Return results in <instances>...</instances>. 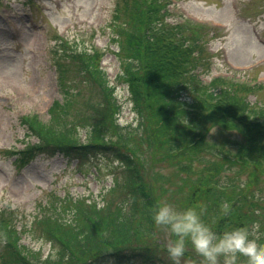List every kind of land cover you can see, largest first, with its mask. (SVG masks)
<instances>
[{
    "label": "rangeland",
    "instance_id": "1",
    "mask_svg": "<svg viewBox=\"0 0 264 264\" xmlns=\"http://www.w3.org/2000/svg\"><path fill=\"white\" fill-rule=\"evenodd\" d=\"M125 1L0 0V212L11 211L18 230L26 229L21 243L40 252L42 259L55 251L39 233L42 231L36 225L32 226L33 220L41 216L40 210H55L54 207L58 209L61 206L63 209V201L73 196L100 202L110 194L109 190L117 180L123 183L122 168L118 161L103 153L91 161L61 155L50 159L40 157L22 168L16 166L15 158H9L7 154L10 149L20 151L27 143L38 141L27 120L53 126L50 113L55 101L66 102L67 96H77V102L83 105L88 98L91 104L95 103L92 111L102 100V95L96 92L97 98L88 95L92 80L87 72L73 80L74 87L70 89H63L59 81L58 61L72 65L70 62L79 60L76 63L82 66L79 57L94 54V50L101 51L97 56L99 67L110 86L115 88L121 104L116 123L122 127L119 129L122 135L143 130V119L134 111L127 83L119 79L124 56L121 55L123 51H120L118 35L125 33ZM143 1L145 8L149 5L145 16L153 25L151 35L158 40L156 46L168 45L169 34L174 35L170 32H175L177 37H185L191 43L196 31L192 25H208L212 29H202L204 32L198 39L202 44L203 61L195 73L204 84L225 76L256 84L248 100L264 107V0ZM175 24L185 29L180 31L174 28ZM63 44L68 49H64ZM84 88L88 90H84V97L76 93L77 89L82 92ZM181 93L192 100L191 93L185 90ZM73 112L80 114L73 110L70 119L74 117ZM100 113L101 109L95 114L101 120L104 115ZM93 123L98 124L97 118ZM56 128L69 132L66 123ZM153 128L156 130V125ZM126 129H130L129 132ZM92 131V126L80 127L76 136L84 143L95 138L109 141L116 137L110 133L92 137ZM190 133L194 135L196 130ZM244 142L237 129L215 126L196 144L194 153L186 151V157L179 162H172L166 150L157 161L145 158L148 184L161 200L182 208L190 185L196 183L201 175L220 166L214 181L219 189H226L224 193L219 190L212 192L209 199H219L224 207L235 204L234 208L240 209L244 204L241 197L256 198L262 206L257 209L260 221L248 220L249 223L244 220L241 223L233 217L231 227L251 226L254 221L259 222V242L264 244V162L244 159L243 156L239 159L236 153ZM165 145L170 153V146ZM178 150L173 152L179 153ZM184 168L188 170L187 175ZM153 177L164 181L159 182ZM123 196H127L126 193ZM163 228L162 232H156V239L165 242L170 231ZM135 242L136 239H132V244ZM199 256L182 258V264H202L203 257ZM0 264H4L2 259ZM237 264H247V258L238 256Z\"/></svg>",
    "mask_w": 264,
    "mask_h": 264
},
{
    "label": "trees",
    "instance_id": "2",
    "mask_svg": "<svg viewBox=\"0 0 264 264\" xmlns=\"http://www.w3.org/2000/svg\"><path fill=\"white\" fill-rule=\"evenodd\" d=\"M123 6L125 33L118 37L124 58L119 79L127 83L134 111L143 119V130L122 135L119 130L122 127L116 123L121 104L115 88L110 86L99 67V52L95 51L84 57L79 54L82 66L76 63L79 60L70 62L72 65L58 61L59 81L63 89H70L74 87L72 81L87 72L92 80L89 91L84 88L82 93L77 89L76 93L84 97V90L93 96L96 92L102 95V100L97 101L92 111L95 103L91 104L88 98L83 105L77 102V96H67L66 102L55 101L50 113L53 126L27 120L38 141L27 143L23 150L8 151L10 157L16 156L15 163L22 167L41 155L52 157L59 154L69 159L91 161L103 153L120 163L123 183L117 180L102 202L71 197L63 201V209L62 206L54 207L55 210L41 209V216L33 220L32 226L34 224L42 231L39 233L55 251L45 259L40 252L21 243L26 229L18 230L11 211H1L0 259L4 264H173L165 247L171 233L165 242L156 239V232H162L165 226L156 225L152 219L151 209L161 198L148 184L145 158L157 161L166 150L172 162H179L186 157V151L194 153L196 144L211 128L219 126L237 129L244 138L246 143L236 153L239 159L243 156L244 159L264 162V107L248 100L256 85L221 77L204 84L195 73L203 61L202 44L198 39L204 32L202 29L209 28L192 25L196 31L191 43L170 32L174 35L169 34V44L156 46L158 40L151 35L153 25L145 16L149 5L145 8L143 0H127ZM153 6L151 3L150 7ZM183 27L175 24L174 28L182 31ZM139 30L141 35H138ZM205 34L208 36L207 32ZM181 90L191 93L192 100H188ZM100 109V114L104 115L101 120L96 115ZM73 110L80 114L73 112L74 117L70 119ZM96 118L98 124L93 123ZM63 123L68 125V133L56 128ZM153 125H156L157 132ZM85 126L93 127L92 137L107 133L116 137L109 141L95 138L84 143L76 133L78 128ZM193 129L196 130L194 135L190 133ZM126 130L129 132L130 129ZM166 143L171 148L170 153L165 149ZM220 169L217 166L190 185L182 208L197 206L202 209V218L218 232L231 227L233 217L241 223L244 220L260 221L257 209L262 206L256 198L241 197L244 204L240 209L234 208L235 204L224 207L219 199H209L216 190L225 192L226 188L219 189L214 181ZM183 171L187 175L188 170L184 168ZM124 193L127 196H123ZM215 221H219L217 225ZM132 239H136L135 244ZM194 255L200 257L188 242L183 258Z\"/></svg>",
    "mask_w": 264,
    "mask_h": 264
},
{
    "label": "clouds",
    "instance_id": "3",
    "mask_svg": "<svg viewBox=\"0 0 264 264\" xmlns=\"http://www.w3.org/2000/svg\"><path fill=\"white\" fill-rule=\"evenodd\" d=\"M201 211L197 206L178 208L166 200L152 207L154 223L165 226L171 233L165 247L173 264H182L188 242L203 257L202 264H237L238 256L246 257L247 264H264L259 222L218 232L205 222Z\"/></svg>",
    "mask_w": 264,
    "mask_h": 264
}]
</instances>
